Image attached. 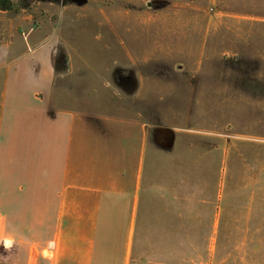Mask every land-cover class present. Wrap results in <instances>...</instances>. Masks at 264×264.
Masks as SVG:
<instances>
[{
    "label": "crops",
    "instance_id": "1",
    "mask_svg": "<svg viewBox=\"0 0 264 264\" xmlns=\"http://www.w3.org/2000/svg\"><path fill=\"white\" fill-rule=\"evenodd\" d=\"M0 1V70L26 94L18 143L40 168L31 155L7 174L23 202L0 209V264H264V140L101 109V95L134 105V68L96 72L64 32V0Z\"/></svg>",
    "mask_w": 264,
    "mask_h": 264
},
{
    "label": "rangeland",
    "instance_id": "2",
    "mask_svg": "<svg viewBox=\"0 0 264 264\" xmlns=\"http://www.w3.org/2000/svg\"><path fill=\"white\" fill-rule=\"evenodd\" d=\"M64 5V32L72 30L75 44L95 51L90 56L96 72L120 57L140 82L134 105L117 97L109 103L101 95V109L130 116L136 105L143 122L181 125L218 139L220 132L264 140V0H64ZM108 17L116 30L95 37L103 22L102 30H108ZM118 35L126 40L121 50ZM7 72L0 70V209L22 208L23 198L8 195L7 174L18 173L24 157L32 155L33 175L40 172L38 148L30 153L18 143L27 97H16ZM213 141L208 148L219 147Z\"/></svg>",
    "mask_w": 264,
    "mask_h": 264
},
{
    "label": "trees",
    "instance_id": "3",
    "mask_svg": "<svg viewBox=\"0 0 264 264\" xmlns=\"http://www.w3.org/2000/svg\"><path fill=\"white\" fill-rule=\"evenodd\" d=\"M0 9H6V10H8L9 8H5V7H4V8H0Z\"/></svg>",
    "mask_w": 264,
    "mask_h": 264
}]
</instances>
